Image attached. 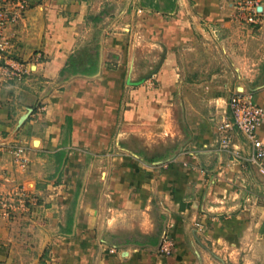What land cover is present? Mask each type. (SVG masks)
<instances>
[{
	"label": "crops",
	"instance_id": "obj_1",
	"mask_svg": "<svg viewBox=\"0 0 264 264\" xmlns=\"http://www.w3.org/2000/svg\"><path fill=\"white\" fill-rule=\"evenodd\" d=\"M99 1L30 0L25 17L7 26L6 32L13 41L10 60L23 63L29 70L21 77L0 82L2 175L13 176L16 173L18 180L36 187L38 181L45 179L47 171H52L50 176L54 179H58L62 172L63 175L73 173L78 160L77 168H80V159L85 157L84 149L99 150L111 142L124 89L131 79L132 64L136 63L126 59L117 61L118 64L111 63L107 54L116 47L108 42L95 55L98 60L92 70L77 71L67 76L65 69L79 40L81 23L86 19L90 5H97ZM198 4L202 8L199 17L204 18L206 23L223 26L227 23L221 21L225 20L234 25L231 11L222 9L223 2L221 4L220 0H198ZM261 11L263 13L258 22L261 28L239 27L230 35L223 29L202 27L198 15L190 18L185 11L170 19L159 13L150 16L149 30L155 38L149 42L159 48L154 75L158 87L148 93L151 89H145V85L151 80L146 78L144 85L132 89L131 100L127 101L123 111L121 130L123 136L137 132L142 136L148 132L162 134L163 92L178 90L182 115L187 122V130L179 128L177 131L179 147H189L192 152L184 153L182 162L170 163L164 172L158 173L156 164L147 163L142 156L130 150L123 159L130 172L125 174L121 171V175L118 168H113L111 177L107 175L114 188L110 193L115 198H131L130 203L139 199L147 206L149 201H153L151 196L154 191L156 196L165 198L174 210L186 212L184 216L177 215L175 227L184 224L185 217H195L201 206L221 210L226 206L219 204L220 201L226 197L236 198L239 186L231 184L230 180L238 175L241 163L229 158L228 152L215 142L216 124L227 110L232 89L228 82L211 87L210 73L199 67V58L206 51L203 50L205 37L217 39L215 43L218 40L224 42V51L233 54L242 72L240 77L243 83H247L243 71L246 63L255 62L258 57L262 59L263 55H258L264 51V1ZM218 52L222 55L221 49ZM220 61L223 62V59ZM147 86L150 88V85ZM256 97L264 107V86L258 88ZM139 103L140 106H137ZM147 115L155 117V121L144 117ZM187 132L189 137L181 139ZM259 134L264 140V121L259 126ZM142 141L139 146L145 149L153 145L148 140ZM246 143L245 140L239 141L243 146ZM15 145L25 147L29 161L27 166L13 161L14 153L8 147ZM129 147H136V144L129 143ZM186 161L192 168L184 165ZM59 170H62L61 173ZM82 196L86 205L82 203L81 207L96 209L97 205H91L86 195ZM104 196L102 190L100 197ZM222 221L231 222L223 232L228 233L227 240H235L239 222L242 221L240 215L227 216ZM87 225H79L81 231H77L75 237L59 238L60 245L69 246L67 249L59 246V250H64L65 254L68 250L71 252L70 258L62 261L63 264H94L96 254L97 264H193L190 261L194 260L195 253L185 245L182 230L177 232L176 250L163 258L138 248L113 252L99 244L94 228L84 231ZM227 240L224 241L228 243Z\"/></svg>",
	"mask_w": 264,
	"mask_h": 264
},
{
	"label": "rangeland",
	"instance_id": "obj_2",
	"mask_svg": "<svg viewBox=\"0 0 264 264\" xmlns=\"http://www.w3.org/2000/svg\"><path fill=\"white\" fill-rule=\"evenodd\" d=\"M220 1L221 4L223 2L222 9L231 11L236 23L233 26L225 20L221 21L227 23L223 26L219 23H206L204 18L199 17L202 8L198 0H185V2L183 0H100L97 5H90L89 13L79 28V40L67 61L65 68L67 76H70L74 69L92 70L98 60L95 55H98L99 49L108 42L116 47L107 54L111 58V63L118 64L124 59L136 63L132 64L131 79L124 89L112 140L99 150L84 149L85 157L80 159L82 160L80 168H77L78 160L73 173L63 175L62 172L58 179H54L50 176L52 171H47L45 179L38 181L36 187L18 180L16 173L13 176L0 173V264H63L62 261H67L71 252L68 250L65 254L64 250L63 252L59 250V246H64L66 249L69 247L63 245L64 243L60 245L59 238L75 237L77 231H81L78 227L81 224L82 226L88 224L84 231L94 228L99 244L113 252L121 253L138 248L164 258L172 255L176 250L177 232L182 230L185 245L190 252L195 253L194 260L190 261L193 264H264V171L262 169L264 158H254L252 143L240 130L233 132V147L222 146V133L218 126L220 120L227 115L229 105L217 121L215 142L219 148L228 152L229 158L234 159L236 163L240 161L241 167L237 171L238 175L230 180L231 184L239 186L238 195L236 198L226 197L224 201L219 202L226 206L225 209H208L206 206H201L195 217H185L184 224L175 227L177 215L184 216L186 212L174 210L165 198L156 196L154 191L151 196L153 201H149L147 206L139 199L132 203L129 202L131 198L127 197L125 200L123 198L118 200L110 193L114 188L111 186V178L107 177L109 174L111 177L114 173L113 168H118L121 175L130 172L128 164L123 160L125 153L130 150L135 155L142 156L147 163L156 164L154 166L158 173L164 172L170 163L182 162L181 156L184 153L192 152L189 147H179L180 139L177 138L179 136L177 131L179 128L187 130L185 125L187 122L184 119L185 115H182L183 107L178 90L172 92L168 89L163 92L162 134L148 132L149 134L144 133L142 136L137 132L123 136L121 130L123 111L128 105L127 101L131 100L132 89L144 85L146 78L151 80L148 81L149 83L146 82L150 88L145 85V89H151L148 93L158 87L154 75L157 71L155 61L159 48L149 42L155 38L149 30L151 15L159 13L170 19L185 11V15L190 18L198 15L202 27L223 29L229 35L239 27L261 28L258 23L260 20L254 23L244 19L242 16L244 10L240 9L242 0ZM263 1L258 2L260 17L263 13L261 11ZM20 2L21 0H0V19L6 20L0 38L8 40L7 44H9L0 48V82L21 77L29 70L23 63L11 61L9 57L13 41L7 34L6 28L23 19L30 6V0H25L23 5L19 4ZM12 15L18 17L11 20ZM205 38L203 50L206 51L199 58V67L209 71L211 87L223 86L228 82L227 85L232 89L229 97L236 91H254L257 99L256 91L264 86V51L258 55H263L262 59L258 57L255 62L246 63L243 71L248 80L247 83H243L240 77L241 69L237 67L233 54L224 51V42L218 40L215 43L217 39ZM219 49L222 50V55L218 52ZM224 55L226 58H223ZM221 59L223 62L220 61ZM17 67L20 71L18 69V73H14ZM144 91H141L143 95ZM137 106H140V103ZM144 117L155 121V117L148 115ZM258 135L260 137V134ZM187 137L189 132L181 139ZM142 139L150 141L152 147L145 149L139 146L143 142ZM241 140L247 142L246 146L239 144ZM129 143L136 144V147H129ZM16 147L23 148L22 154L25 157L16 155ZM8 150L14 153L13 161L16 164L28 165L25 147L15 145L8 147ZM184 165L192 168L189 161ZM59 171L61 173L62 170ZM102 190L105 193L103 198L100 197ZM82 195H86L88 203L97 205L96 209L81 207ZM88 203L87 205H90ZM232 215H240L242 221L239 222L240 228L235 240L230 239V241L227 240L228 233L224 234L223 231L231 222H221ZM225 239L228 243L224 241ZM94 257V264H97L98 255Z\"/></svg>",
	"mask_w": 264,
	"mask_h": 264
},
{
	"label": "built area",
	"instance_id": "obj_3",
	"mask_svg": "<svg viewBox=\"0 0 264 264\" xmlns=\"http://www.w3.org/2000/svg\"><path fill=\"white\" fill-rule=\"evenodd\" d=\"M25 0H21L19 4L23 5ZM259 0H242L240 9L242 8V16L244 19L250 22H258L259 19ZM19 16V14H18ZM18 16L12 15L11 20L16 19ZM6 20L0 19V35H2V26ZM2 38V37H1ZM0 38V48L8 46V40ZM1 66V65H0ZM19 67L14 73H18ZM20 71V69H19ZM229 111L227 117H223L220 122L218 129L222 133L221 144L227 148L233 147V132L240 130L252 143L253 156L255 159L264 158V141L259 137L258 127L264 119V107L255 98L254 91H236L230 97L228 101ZM23 148L16 147L15 153L19 157L23 158L25 155L22 154ZM264 171V167L262 168ZM164 248H167L164 246Z\"/></svg>",
	"mask_w": 264,
	"mask_h": 264
},
{
	"label": "trees",
	"instance_id": "obj_4",
	"mask_svg": "<svg viewBox=\"0 0 264 264\" xmlns=\"http://www.w3.org/2000/svg\"><path fill=\"white\" fill-rule=\"evenodd\" d=\"M94 68V67H93ZM78 70L77 69H74L73 72H77Z\"/></svg>",
	"mask_w": 264,
	"mask_h": 264
}]
</instances>
